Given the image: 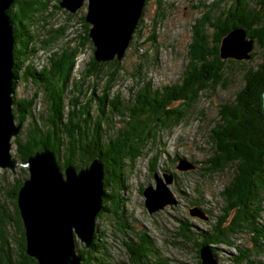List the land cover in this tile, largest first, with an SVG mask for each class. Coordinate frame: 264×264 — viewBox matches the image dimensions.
I'll list each match as a JSON object with an SVG mask.
<instances>
[{"label": "trees", "instance_id": "trees-1", "mask_svg": "<svg viewBox=\"0 0 264 264\" xmlns=\"http://www.w3.org/2000/svg\"><path fill=\"white\" fill-rule=\"evenodd\" d=\"M51 1L14 0L8 11L14 34L13 84L20 76L30 78L42 86L50 100L44 122V118H37L33 113L36 93L28 98H16L12 94L16 122L23 124L28 119L23 136L19 132L13 138L15 153L12 155L18 163H23L37 149L48 148L62 168L66 165L81 168L93 158L103 162L104 195L94 237L89 247L84 244L78 247L76 243V250L82 255L81 264H109L106 233L97 224L105 213L110 214L114 229L123 236L121 243L128 257L126 263L116 264H168L169 260L160 256L146 233H135L137 241L129 236L133 228L128 223L126 199L122 194L128 188L125 169L132 167L150 144L159 142L160 132L173 128L186 116L201 92L212 90L217 84L225 87L224 73L232 63L243 64L242 60L257 55L251 51L247 59L220 56L222 38L234 28L244 29L246 37L261 51L262 60L255 67L245 68L242 86L232 100L220 104V121L210 130L212 153L207 159L210 163L207 171L214 173L223 170L227 164L233 166L232 177L221 191L225 206L206 230H194V224L188 218H179L178 235L195 245L200 264V247L208 245L216 256L220 244L235 248L237 253L231 258V264H264V259L254 258L256 255L264 257V225L260 221L264 211L261 205L264 199V0H235L215 15L208 10L195 18L187 48L188 62L179 82L153 89L151 82L146 81L127 104L120 101L119 93L108 100L120 59L96 61L92 55L80 80L73 76L77 55L86 46L94 50L85 14L80 15L76 36L50 54L48 66L37 70L29 62L39 48L50 46L69 26L65 24L54 30L40 44L34 26H45L42 15ZM105 66L110 74L102 92L96 95L97 80L106 73ZM89 78L95 82H86ZM70 92L71 96H68ZM80 95L87 99L80 102ZM93 100L98 101V112L94 115L90 107ZM175 100L179 102L178 106H171ZM158 154L151 159L153 171ZM190 161L196 165L195 160ZM17 170L19 176L14 177L11 189L5 194L9 207L0 203V264H38L25 252L23 225L16 206L17 191L26 177L27 168L18 165ZM173 173L176 179L177 175ZM199 204L198 200L192 202V205ZM205 212L208 215L209 212ZM244 233L249 234L250 247L236 243V238Z\"/></svg>", "mask_w": 264, "mask_h": 264}, {"label": "rangeland", "instance_id": "rangeland-1", "mask_svg": "<svg viewBox=\"0 0 264 264\" xmlns=\"http://www.w3.org/2000/svg\"><path fill=\"white\" fill-rule=\"evenodd\" d=\"M235 0H145L140 22L133 34L123 57L119 60V70L113 80L112 90L108 94V100H112L119 93L120 101L124 104L132 100L136 90L140 89L144 82L150 81L153 89L161 88L179 82L183 70L188 62L187 48L191 40L192 23L195 18L208 10L215 15L225 10ZM59 0H52L43 13L44 27L34 26L40 44L50 37L54 30H59L65 24H69L64 35L59 37L47 48H39L29 62L34 64L37 70L49 65V56L53 51L61 49L69 40H73L80 29V15L85 14L87 1L75 12H70L58 5ZM137 25V24H136ZM247 38V37H246ZM249 39V38H247ZM39 43V42H38ZM73 43V42H72ZM251 51L257 55L253 59L242 60L243 64L232 63L224 73L226 86L217 84L212 90H206L199 94L198 99L189 107L186 116L173 128L160 132L159 142L150 144L145 153L141 155L132 167L125 169L126 184L128 188L122 194L126 199L125 209L128 215V223L133 228L129 234L137 241L135 233L148 235L162 258H167L168 264H200L196 256V247L190 241H184L178 235V219L188 218L194 224V230L209 229L215 216L223 212L225 200L221 195L224 185L232 177L233 166L227 164L221 171L210 173L207 171L210 163L208 158L212 153L209 139L211 128L219 119L218 109L221 103L233 99L235 93L243 84L242 75L245 68L255 67L262 60L261 51L252 44ZM250 51V52H251ZM249 52V53H250ZM93 55V50L86 46L77 55L73 70L74 78L79 81L87 66V61ZM106 73L98 79L96 95L102 92L109 77L110 70L107 66L103 69ZM95 82L89 78L86 82ZM34 93V115L44 118L48 116L50 100L42 86L33 82L30 78L20 76L14 85L13 95L16 98H28ZM71 96V92L68 93ZM80 102H84L87 96L80 95ZM175 100L171 106H178ZM98 101L91 102V114L98 112ZM109 106L105 107L106 110ZM16 120V116H15ZM28 127V119L22 124L20 134ZM11 152L15 153V144L11 140ZM159 153L156 162V170L162 173L164 168L176 173L177 177L170 185L177 203L170 207L166 205L154 213H149L144 206V197L141 187L148 184L154 185L151 159ZM178 156V157H176ZM180 157L195 160L196 167L191 171H177L175 165ZM24 167V166H23ZM26 168V167H25ZM19 176L16 168L15 174L9 169L0 168V203L9 207L6 192L11 189L14 177ZM28 176V171L26 177ZM25 177V178H26ZM200 201V206L209 215L208 220H202L189 215L188 209L194 201ZM264 206V199L261 201ZM110 214H103L98 220V227L106 233V243L109 247V264L118 262L126 263L127 253L121 241L123 236L114 229V223ZM261 224L264 225V211ZM13 230L11 229V233ZM236 243L250 247L252 242L249 234H241L236 238ZM82 242L77 240L78 247ZM216 257L218 263L231 264L232 257L237 253L234 247L217 245ZM262 258L256 255L254 258Z\"/></svg>", "mask_w": 264, "mask_h": 264}, {"label": "water", "instance_id": "water-1", "mask_svg": "<svg viewBox=\"0 0 264 264\" xmlns=\"http://www.w3.org/2000/svg\"><path fill=\"white\" fill-rule=\"evenodd\" d=\"M87 1L85 22L94 46L96 61L119 60L124 55L133 30L141 16L145 0H59V6L77 11ZM14 0H0V168L13 174L18 165L27 168L16 195V206L23 225L25 252L38 264H81L82 255L76 250L77 240L86 247L92 243L96 218L102 209L104 166L99 158L87 165L60 167L52 150L37 149L26 162L18 163L11 152V140L21 130L13 113V25L8 11ZM252 40L243 28L230 30L221 41L222 58L247 59ZM264 109V91L262 93ZM195 164L185 157L177 160V171H188ZM175 174L171 171L153 173L154 185L142 190L144 206L149 213L173 207L177 198L170 185ZM189 215L208 220L205 210L194 205ZM201 264H221L208 245L199 250Z\"/></svg>", "mask_w": 264, "mask_h": 264}]
</instances>
